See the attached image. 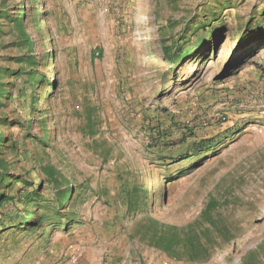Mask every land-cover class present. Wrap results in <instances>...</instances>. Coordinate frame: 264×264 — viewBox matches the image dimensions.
Segmentation results:
<instances>
[{
  "label": "rangeland",
  "instance_id": "rangeland-1",
  "mask_svg": "<svg viewBox=\"0 0 264 264\" xmlns=\"http://www.w3.org/2000/svg\"><path fill=\"white\" fill-rule=\"evenodd\" d=\"M255 24L264 0H0V264H264V45L237 67ZM155 223L194 224L205 255L153 245Z\"/></svg>",
  "mask_w": 264,
  "mask_h": 264
},
{
  "label": "trees",
  "instance_id": "trees-1",
  "mask_svg": "<svg viewBox=\"0 0 264 264\" xmlns=\"http://www.w3.org/2000/svg\"><path fill=\"white\" fill-rule=\"evenodd\" d=\"M206 16V15H205ZM21 17L20 15L17 17V21H20ZM201 24V23H199ZM254 28L250 29V32L247 36L243 37L239 41V46L246 47L244 51L241 53L242 59L241 63H237V67L242 64L248 57L252 56V54L255 53V49L253 50V47L260 48V46L264 45V26H260L259 24H255L253 26ZM198 28V26L191 28L190 32L195 31ZM188 39V37H186ZM253 42V44H252ZM181 47L175 46L172 53H169L168 48H166V55L168 56L169 64H172L176 62V56H182L184 57V54H181ZM178 53V55H176ZM247 56H246V55ZM245 55V56H244ZM247 57V58H246ZM236 60V59H235ZM232 61L230 60L227 64V74H230V69L234 67L232 65ZM236 67V68H237ZM87 128L89 130L93 129V124L91 121V114H87ZM40 170L42 173H44L48 178L53 181L54 183L58 184L59 179L56 175V171L51 166H41ZM0 178H3V172L0 170ZM69 190L70 188L67 187V189L58 190L57 191V204L58 207L61 208L64 205V202H66L69 199ZM141 192V191H140ZM138 191H135V189H129L127 191V202H128V209L134 208L133 203L135 200V197H133L134 194H137ZM142 193V192H141ZM32 195L36 194V191H32ZM26 201L31 202L33 201V197L31 195L26 196ZM5 200V197L0 194V204L3 203ZM218 208V204L214 199H210L204 209L201 211L200 219L204 220L207 223H210L209 221L211 214ZM32 215L25 216V221H29L31 219ZM155 231L152 235L153 239V245L160 247L161 249L165 250L166 252H178V247H180V243H182L181 248L182 252L180 254H184L187 258L195 260L198 259V257L205 255L206 253V245L202 242L198 234L196 233L194 224L188 225L184 229H178L174 226H168L166 227V235L164 233V228L162 229V226L158 227L157 223H155ZM194 227V228H193ZM175 256V255H174Z\"/></svg>",
  "mask_w": 264,
  "mask_h": 264
},
{
  "label": "built area",
  "instance_id": "built-area-1",
  "mask_svg": "<svg viewBox=\"0 0 264 264\" xmlns=\"http://www.w3.org/2000/svg\"><path fill=\"white\" fill-rule=\"evenodd\" d=\"M78 256L79 254L74 252V253H71L66 262L65 263H62V264H77V261H78Z\"/></svg>",
  "mask_w": 264,
  "mask_h": 264
}]
</instances>
